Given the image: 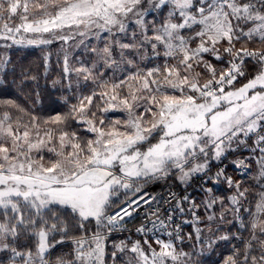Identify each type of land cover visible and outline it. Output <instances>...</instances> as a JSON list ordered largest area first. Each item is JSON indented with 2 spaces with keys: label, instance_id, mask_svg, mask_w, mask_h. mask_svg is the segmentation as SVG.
Returning a JSON list of instances; mask_svg holds the SVG:
<instances>
[{
  "label": "snow or ice",
  "instance_id": "6c2138e0",
  "mask_svg": "<svg viewBox=\"0 0 264 264\" xmlns=\"http://www.w3.org/2000/svg\"><path fill=\"white\" fill-rule=\"evenodd\" d=\"M0 42H60L67 108L0 57V264H264V0H0Z\"/></svg>",
  "mask_w": 264,
  "mask_h": 264
},
{
  "label": "trees",
  "instance_id": "16d2710c",
  "mask_svg": "<svg viewBox=\"0 0 264 264\" xmlns=\"http://www.w3.org/2000/svg\"><path fill=\"white\" fill-rule=\"evenodd\" d=\"M2 43V42H0ZM46 53H52L49 59V63L47 66V74L44 75V69L40 67L43 61V57ZM63 51L61 49L60 42H54L52 45H17L13 46L11 49H4L0 47V57H10L11 64L8 66V70L11 71L12 66H30L33 68L39 69L40 73L43 75V79L40 80L41 87L37 89L40 93L39 97H35V93L31 92V86L29 89H26L24 93L20 95L23 96V99L19 102L24 103L27 101V105H32L34 100L35 107L40 111V114L44 116L53 115L56 112H64L67 110L66 105L63 103L62 97L66 95L63 91H54L51 88V81L58 79L61 71V63L58 62V56L62 59ZM70 57H75L76 59H86L87 54L85 49L83 48H72L69 51ZM72 63H75V60H72ZM11 80V77H9ZM47 81V85L46 82ZM17 89L15 85L11 87H5L0 89V99H17ZM121 116L120 113H116ZM114 114V117H116ZM237 174L235 171L233 172ZM169 181V180H168ZM170 181L177 187H180L178 182L171 180ZM219 186V185H218ZM217 186V187H218ZM224 188V187H223ZM226 189L224 191L217 190V193L220 195L225 194ZM198 193V192H197ZM190 229L186 227L185 231H189ZM68 248H58L56 252L53 254V259L56 255L67 254ZM226 246H221L220 249H217L215 254L209 253V259L204 261V264H219L220 260L223 256L227 255Z\"/></svg>",
  "mask_w": 264,
  "mask_h": 264
},
{
  "label": "built area",
  "instance_id": "2783aa9c",
  "mask_svg": "<svg viewBox=\"0 0 264 264\" xmlns=\"http://www.w3.org/2000/svg\"><path fill=\"white\" fill-rule=\"evenodd\" d=\"M229 159H233V157H229ZM234 171H235L236 173H238L233 167H229V168H228V172H229L230 175H231V173H233ZM217 186H218V185H217ZM185 188H187V192H188V194H195V193L199 192V189H198V187H197L195 184H193L192 187H188L187 185H182V186H180V187H177V186H175L171 181H167V182H165V181H160L159 184H156V185L150 187V188H149V191H152V192H154V193L157 194V195H161V196H163V195H166L167 192H168L169 190H171V191H173V192H176V193H178V194H184V189H185ZM194 190H195V193H194ZM137 223H138V221H137ZM132 226H133V225L130 223V224H129V227H132ZM186 227H187V226H185V229H186ZM185 229H184V230H185Z\"/></svg>",
  "mask_w": 264,
  "mask_h": 264
},
{
  "label": "rangeland",
  "instance_id": "374dc122",
  "mask_svg": "<svg viewBox=\"0 0 264 264\" xmlns=\"http://www.w3.org/2000/svg\"><path fill=\"white\" fill-rule=\"evenodd\" d=\"M116 117H120L119 116V114H116ZM236 175V177L237 178H239V173H237V174H235V173H231V175ZM171 180H174V179H171ZM170 181V180H169ZM174 181H176V180H174ZM176 182H178V181H176ZM179 183V182H178ZM224 187V188H223ZM224 189H225V186L223 185V184H220L217 188H216V191L217 190H220V191H224ZM219 193V192H218Z\"/></svg>",
  "mask_w": 264,
  "mask_h": 264
}]
</instances>
